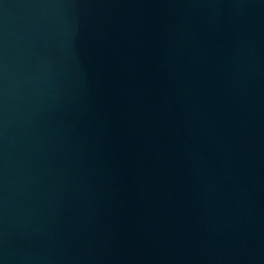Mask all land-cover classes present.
Listing matches in <instances>:
<instances>
[{
	"label": "water",
	"instance_id": "water-1",
	"mask_svg": "<svg viewBox=\"0 0 264 264\" xmlns=\"http://www.w3.org/2000/svg\"><path fill=\"white\" fill-rule=\"evenodd\" d=\"M0 264H264V0H0Z\"/></svg>",
	"mask_w": 264,
	"mask_h": 264
}]
</instances>
